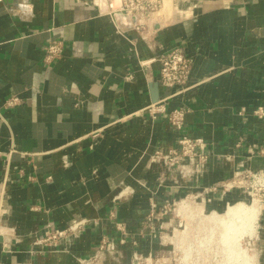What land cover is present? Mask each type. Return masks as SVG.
<instances>
[{
	"label": "crops",
	"instance_id": "crops-1",
	"mask_svg": "<svg viewBox=\"0 0 264 264\" xmlns=\"http://www.w3.org/2000/svg\"><path fill=\"white\" fill-rule=\"evenodd\" d=\"M143 20L110 13L105 0L0 1V264H78L103 236L118 238L117 220L130 237L120 261L106 254L105 263L130 264L133 240L161 252L141 233L152 199L223 185L242 160L264 168V0H166ZM54 40L64 52L46 61ZM176 47L192 58L182 93L160 80L159 57ZM14 95L20 103L8 105ZM166 96L169 110H188L182 130L143 110ZM183 133L209 143L208 170L189 185H174V174L162 183L150 156ZM248 200L218 191L208 208L225 215ZM257 216L255 262L264 264V211ZM79 219L88 222L78 234L38 242Z\"/></svg>",
	"mask_w": 264,
	"mask_h": 264
},
{
	"label": "built area",
	"instance_id": "built-area-1",
	"mask_svg": "<svg viewBox=\"0 0 264 264\" xmlns=\"http://www.w3.org/2000/svg\"><path fill=\"white\" fill-rule=\"evenodd\" d=\"M165 3L166 0H120L118 6H115L113 1H109L108 5L110 13L120 12L142 21L150 19ZM144 24L145 21L142 25ZM64 49L65 42L62 40L48 42L45 46L46 61L61 56ZM159 61L161 83L166 87H180L178 93L185 91L188 88L192 58L186 55L182 48L176 47L162 54ZM171 96L152 102L143 110L154 118L166 114L171 125L182 130L188 110L185 107L169 110L167 101ZM20 101L21 98L14 95L8 100V105H16ZM256 114L264 115L263 109L259 108ZM249 151L251 154L256 152L252 147ZM209 160V143L202 137H191L184 133L180 135L176 147L158 148L150 156V162L163 166L161 182L164 183L166 177L174 174L173 182L177 186L189 185L191 181L201 179L208 170ZM235 189L250 197L249 201L245 202L247 205L255 207L259 212L264 211V168L254 169L244 160L238 164L233 178L223 185H208L178 199H167L161 205L152 199L151 210L141 223V233L143 236L149 235L152 239H158L165 247L169 246L170 248H165L169 254L157 258L154 251L144 254L138 249V241L133 240L132 243L136 248L133 250L130 264H240L236 257L230 259L227 240L222 238L225 229L224 215L215 208H208L218 191L225 193ZM132 191L127 187L114 198L120 199ZM230 206L231 204L228 203L227 209ZM257 217L256 214L252 226L243 236V239L247 240L249 249L256 248ZM87 222L85 219H79L66 228L49 227L46 235L38 242L54 245L67 239L69 235L78 234ZM234 222L237 225V220ZM116 228L119 232L118 238L103 236L94 254L79 258L78 264H106V254L120 261L122 252L120 246L126 244L130 236L126 222L117 220ZM216 235H219V239L215 241ZM240 245H243L242 242ZM244 263L256 264L255 256L254 259L249 258Z\"/></svg>",
	"mask_w": 264,
	"mask_h": 264
},
{
	"label": "bare ground",
	"instance_id": "bare-ground-1",
	"mask_svg": "<svg viewBox=\"0 0 264 264\" xmlns=\"http://www.w3.org/2000/svg\"><path fill=\"white\" fill-rule=\"evenodd\" d=\"M106 2L108 4V0H106ZM256 214V208L247 205L245 202H240L233 206L231 205L224 215V218H227V220H224V223L226 224L225 227H227L228 229L226 234L231 232L232 234H234V237L236 236L235 238L239 240V237L242 238L245 235L246 231H248L249 227L252 226L253 220H255L256 218ZM234 220H237V225L235 224ZM251 257L253 258V256ZM247 259H249V255L246 254V260Z\"/></svg>",
	"mask_w": 264,
	"mask_h": 264
},
{
	"label": "rangeland",
	"instance_id": "rangeland-1",
	"mask_svg": "<svg viewBox=\"0 0 264 264\" xmlns=\"http://www.w3.org/2000/svg\"><path fill=\"white\" fill-rule=\"evenodd\" d=\"M106 1V0H105ZM110 2H114L115 6H118V4L120 3V0H108V3ZM248 196V195H247ZM250 199V197H249ZM249 201V200H248ZM225 224V223H224ZM226 226V224H225ZM224 226V232L222 234V238L226 241V243L228 244V249H229V253H230V259H233V257H236L240 264H245V260H246V254L249 255V258H252L251 256H253L252 259H254V256L255 258L257 257V255H255V250L254 249H249V247H247V240L246 239H243V237H239V240L237 238L234 237V234H232L231 232H229L228 234H226L227 232V227ZM217 239H219V235H216L214 237V240L216 241ZM238 240V241H237ZM233 242V243H232ZM242 242V246L240 245V243ZM160 243V241H159ZM160 245L162 246V249H161V252H155L154 254L156 255V258L159 256V257H162V256H165V255H168L169 252L167 249L165 248H170L169 246L165 247L163 246L161 243ZM235 245V246H234ZM241 247V248H240ZM238 248V249H237ZM247 249V250H245ZM148 254V253H146ZM179 256V255H178ZM256 263V262H255Z\"/></svg>",
	"mask_w": 264,
	"mask_h": 264
}]
</instances>
